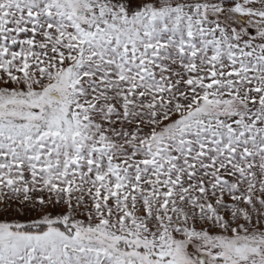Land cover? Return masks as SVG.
I'll return each instance as SVG.
<instances>
[{
  "label": "snow or ice",
  "instance_id": "1",
  "mask_svg": "<svg viewBox=\"0 0 264 264\" xmlns=\"http://www.w3.org/2000/svg\"><path fill=\"white\" fill-rule=\"evenodd\" d=\"M0 264H264V0H0Z\"/></svg>",
  "mask_w": 264,
  "mask_h": 264
}]
</instances>
